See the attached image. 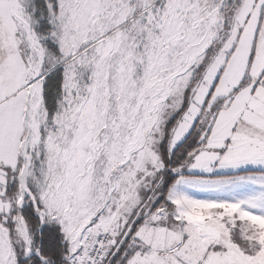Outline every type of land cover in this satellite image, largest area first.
Wrapping results in <instances>:
<instances>
[{"label": "snow or ice", "instance_id": "obj_1", "mask_svg": "<svg viewBox=\"0 0 264 264\" xmlns=\"http://www.w3.org/2000/svg\"><path fill=\"white\" fill-rule=\"evenodd\" d=\"M0 264H264V0H0Z\"/></svg>", "mask_w": 264, "mask_h": 264}]
</instances>
